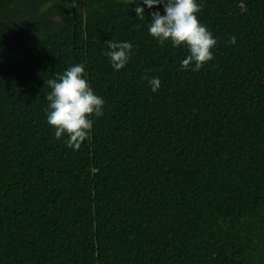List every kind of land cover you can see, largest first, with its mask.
I'll list each match as a JSON object with an SVG mask.
<instances>
[{"label":"trees","instance_id":"trees-1","mask_svg":"<svg viewBox=\"0 0 264 264\" xmlns=\"http://www.w3.org/2000/svg\"><path fill=\"white\" fill-rule=\"evenodd\" d=\"M197 3L217 44L193 71L147 30L163 5L0 0V264H264V0ZM81 63L104 107L73 150L45 81Z\"/></svg>","mask_w":264,"mask_h":264},{"label":"clouds","instance_id":"clouds-1","mask_svg":"<svg viewBox=\"0 0 264 264\" xmlns=\"http://www.w3.org/2000/svg\"><path fill=\"white\" fill-rule=\"evenodd\" d=\"M149 9L163 5L160 11L151 13V22L147 26L149 34L161 44L170 41L173 47L184 46L188 55L181 61L184 70L199 71L207 62L213 60L212 49L217 40L200 22L198 13L201 6L197 0H143ZM136 16L143 19L144 7L137 5ZM235 44L236 38L232 37ZM108 46V57L114 70L123 69L129 62L133 45L130 42H105ZM194 65V67H193ZM84 64H77L56 74V79L45 81L51 88L46 95L48 107L45 109L47 122L55 128V138L61 139L67 134V147L79 150L82 143L90 138L93 128L91 117L103 114L104 100L91 88ZM153 93L161 86L159 77H147Z\"/></svg>","mask_w":264,"mask_h":264},{"label":"rangeland","instance_id":"rangeland-1","mask_svg":"<svg viewBox=\"0 0 264 264\" xmlns=\"http://www.w3.org/2000/svg\"><path fill=\"white\" fill-rule=\"evenodd\" d=\"M127 1H129V0H127Z\"/></svg>","mask_w":264,"mask_h":264}]
</instances>
